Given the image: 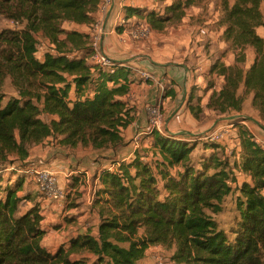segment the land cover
I'll use <instances>...</instances> for the list:
<instances>
[{"label":"trees","instance_id":"1","mask_svg":"<svg viewBox=\"0 0 264 264\" xmlns=\"http://www.w3.org/2000/svg\"><path fill=\"white\" fill-rule=\"evenodd\" d=\"M201 1L171 0L164 14L125 6L124 19L136 16L164 32L184 19V8ZM102 2L0 0V19L15 25L0 30V87L8 77L28 86L19 98L7 102L0 92V163L13 155L26 159L31 146L51 137L71 148L124 146L123 131L132 118L122 98L130 93L134 70L116 62L112 73L91 63V33L69 28L71 24L92 28ZM218 2L225 12L219 24L227 49L253 48L256 59L249 69L239 65L243 56L234 65L215 64L211 72L224 77V85L206 107L221 115H239L251 98L264 122V37L259 34L264 29V0ZM125 29L117 28L121 33ZM39 36L55 46V53H46L43 60L37 56ZM32 86L36 93L29 90ZM167 95L175 99L177 92L173 89ZM194 99L187 108L198 117L202 108L193 104ZM43 115L51 119L44 121ZM238 127L242 154L235 168L249 181L239 188V213L229 230L211 216L221 212L236 182L229 159L213 149L197 165L193 141L155 130L150 135L152 148L162 157L158 171L140 157L118 162L117 174L103 170L95 204L98 234L78 235L68 249L62 246L52 252L43 246L48 233L42 226L43 210L32 196L19 195L23 181L3 188L0 264H141L152 246L172 249L174 264H264V147L250 129ZM23 199H32L33 204L24 210Z\"/></svg>","mask_w":264,"mask_h":264},{"label":"rangeland","instance_id":"2","mask_svg":"<svg viewBox=\"0 0 264 264\" xmlns=\"http://www.w3.org/2000/svg\"><path fill=\"white\" fill-rule=\"evenodd\" d=\"M156 9L158 8L154 7L153 10ZM160 11L164 14L165 8H161ZM184 13V19L171 24L165 32L162 33L154 30L155 38L159 41L158 43L162 48L161 54L170 50H175L176 53H179V55H175L172 58L161 54L159 57L170 62H176L177 64L186 63L192 69V72L188 76L187 86L182 85L180 87L182 97L178 100H171L168 105L161 103L164 114L162 131L183 136L185 139L193 141L197 147L192 153V158L197 165L203 159L208 158L214 149L220 157L229 159L231 169H233L235 168V162L240 160L242 154L239 141L240 127L238 126L250 129L255 137L262 142V146H264V122L260 119L258 112L252 108L251 98L247 101L244 112L239 115H221L207 109L206 105L211 95L221 90L224 85V77H221L217 73H212L211 69L215 64L234 65L241 56L245 57V60L244 62H240L239 65L249 69L256 59V53L253 48H247L244 52L233 49L229 51L227 49V45L224 44L225 42L222 39L221 28L224 27L219 24L225 12L218 0H202L200 3L184 8ZM144 23L146 22L140 20L136 25ZM14 26L13 22L0 19V30ZM185 28H195L192 31L190 50H187L181 44L177 46L178 35L175 37L171 35L172 33L178 34V31H181L180 29L184 30ZM197 28H203L204 35L201 29ZM158 33L161 34L159 35ZM259 34L264 37V29H259ZM40 47H38V57L44 56L47 51L46 48L40 49ZM141 63L143 65L141 69L145 68L154 72L156 71L157 67L150 61ZM26 87L28 86L25 82L18 81V83H15L8 77L0 87V92L5 95V102H7L11 97L19 98L20 91H23ZM29 90L36 93L35 86L29 88ZM172 90L164 89L163 95ZM184 96H186L185 99ZM193 97L195 98L193 104H199L200 108H202V113L198 117H195L187 108V103L192 101ZM156 102H159V98ZM237 116H246L256 120L258 123L248 120L235 125L233 128L234 136L229 140L217 144L219 148H213L210 145L213 142L208 139L210 134L221 126L233 125L234 121L228 118ZM42 118L44 121L51 119V117L46 115H43ZM143 129V127L138 128L135 136ZM154 131L148 130L147 134H151ZM146 136L138 144L135 143V147L133 148L131 146L133 139L131 138L127 144L125 143L124 146L116 150L85 148L82 146L71 148L61 144L60 138L51 137L41 144L31 146L26 159H20L18 155H13L10 156L9 161L0 163V196L3 194V188L15 186L21 180L24 185L19 195L22 198L30 195L40 203L41 207L42 205L46 206L45 201L47 198L42 195L35 176L36 172L40 169H53L59 173V179L68 192V197L65 201L67 212L64 210L62 214L64 221H71L72 216H76L79 221L81 217L89 214V218H87L84 225L80 229L74 230L65 239H70L77 232L82 231V228H88L93 235H97L99 216L98 207L95 204L97 192L102 187L101 172L105 169L110 170V167L116 165L118 162H129L136 157L143 158L157 171L160 167L162 157L152 148V145L151 149L144 146H149L151 142H147L148 137ZM208 142L210 143L208 144ZM54 159L63 162L62 167L60 165H53ZM58 169L61 170V173ZM233 172L236 182L231 184V194L222 203L221 212L216 214L211 213L212 218L225 230H229L233 226L234 219L239 213L237 201L242 197L239 188L244 182L249 181V177L240 171L238 167ZM84 177L88 179V184L84 181L80 183ZM78 181L79 184L75 186L74 184H77ZM89 187L90 190L88 191ZM32 204V199H23L22 201L24 210ZM72 210L74 213H71ZM67 244L64 243L61 246H66ZM73 257L78 258L79 256L73 255ZM165 264L173 263L168 259L165 261Z\"/></svg>","mask_w":264,"mask_h":264},{"label":"crops","instance_id":"3","mask_svg":"<svg viewBox=\"0 0 264 264\" xmlns=\"http://www.w3.org/2000/svg\"><path fill=\"white\" fill-rule=\"evenodd\" d=\"M170 3L171 0L166 2L157 0H103L98 13L97 24L99 23L105 32L100 42V51L117 62L129 64L128 66L134 70V72L130 75V93L122 98L128 103V107L131 110L132 122L129 127L123 131V136L125 138L126 144L131 138L133 139L131 143L132 148L135 147V143L138 144L139 141L144 139V137L147 135V142H151L149 146H144L150 147L149 149H151L153 137H151L150 134H144L139 141H137L138 134L135 136L137 129L144 127L145 124L148 123L147 105L154 103H163L164 105H168L171 100H178L181 98L182 94L180 92V87L182 85L187 86L188 76L192 72V69L186 63L177 64L176 62H170L159 57L162 48L158 43L159 41L155 38V31L146 40L139 41L131 38L129 33L133 29L132 27H134L136 23L141 20V18L134 16L133 18L129 19L125 25L126 29L122 33L119 32L117 28L121 26L123 20H125V6H134L140 9L148 10H153L154 7H157L158 9L156 10L160 11L161 8H165ZM69 28H75L78 31L84 33H91L93 29V27L90 28L85 25L76 24H71ZM193 29L195 28H185L184 30L180 29L181 31H178V34L172 33L171 35L173 37L178 35V42H176V45L178 46L181 44L182 46H185L187 50H190ZM197 29H201V32L204 35L203 28ZM158 34L160 35L161 33ZM179 39H181V41H179ZM161 55H167V57L172 58L175 55H179V53H176L175 50H170L162 53ZM140 56H148L153 61L166 66H155L150 61L155 67H157L155 72L145 68L141 69V67H143L141 62L149 60L133 61V59L135 60ZM39 58L41 60L44 59V57ZM141 71H149L154 74L155 78L153 80H144L141 76ZM164 89L176 90L177 97L173 99V97L168 96L167 94L163 95ZM158 98L159 102H156ZM185 98L186 96H184V99ZM62 164L63 162L59 161L58 159L53 160V165H60V167H62ZM58 171L61 173V170L58 169ZM83 181L86 184L89 183L86 177H84L80 183ZM89 190L90 187L88 191ZM45 205L46 206L42 205L41 207L44 215L42 226L48 231V233L43 239L42 243L43 246L48 250L55 252L60 249L62 247L61 245L64 243H68L66 246H64L66 249H68L70 248L71 239L90 231L88 228H82V231L77 232L76 235H73L70 239H65L66 236L70 235L74 230L76 231L80 229L82 225H84L85 221H87V218H89V214L81 217V220L79 221L76 216H72L71 221L67 222L64 221L62 215L64 210L67 212V209L65 208V202L63 204H59L47 199L45 201ZM71 213H74L73 210ZM173 253L174 251L172 249L168 250L160 246H152L147 250L146 257L141 264H165V261L168 259L172 261L171 257ZM172 263L174 264L173 261Z\"/></svg>","mask_w":264,"mask_h":264},{"label":"built area","instance_id":"4","mask_svg":"<svg viewBox=\"0 0 264 264\" xmlns=\"http://www.w3.org/2000/svg\"><path fill=\"white\" fill-rule=\"evenodd\" d=\"M107 3V2H106ZM126 21L123 20L121 26H125ZM104 31L101 28L100 24L96 23L93 26V29L91 31V40H92V46L94 49L93 54L90 57V62L93 64H96L102 68L110 70L112 73H114V66L117 61L112 59L111 57L105 55L100 51V42L104 36ZM154 33V29L149 23L144 24H138L133 27V29L130 31L129 35L134 40H146L148 39L152 34ZM38 47L40 49L46 48V53H55V46L50 44L49 41L44 39L42 36L38 37ZM45 56V55H44ZM42 56V57H44ZM39 58V57H38ZM40 59V58H39ZM120 63V62H119ZM142 72V78L144 80H153L155 78L154 74L146 71ZM147 114H148V124L144 126L143 130H141L137 135V141H139L144 134L147 133L148 130H157L159 132L162 131L163 127V121H164V114H163V108L160 103H154L147 105ZM234 125L229 126H221L214 130L210 136L209 140L213 143L219 144L226 140L231 139L234 136L233 128ZM256 141L258 144L262 145L260 140L256 138ZM264 147V146H263ZM110 171H112L114 174H117L119 172V165H113L110 167ZM40 191L42 195H44L48 200H51L53 202L63 204L65 200L68 197V192L61 183L59 179V173L56 172L53 169H40L36 172L35 176Z\"/></svg>","mask_w":264,"mask_h":264},{"label":"water","instance_id":"5","mask_svg":"<svg viewBox=\"0 0 264 264\" xmlns=\"http://www.w3.org/2000/svg\"><path fill=\"white\" fill-rule=\"evenodd\" d=\"M140 60H149L151 61L155 66H166V65H162V64H159L155 61H153L150 57L148 56H140L138 58H136L135 60L133 59V61H140ZM228 119H231L233 122V125H238L239 123H243V122H246V121H254L256 123H258L256 120L252 119V118H249V117H246V116H237V117H230ZM175 135V134H174Z\"/></svg>","mask_w":264,"mask_h":264}]
</instances>
